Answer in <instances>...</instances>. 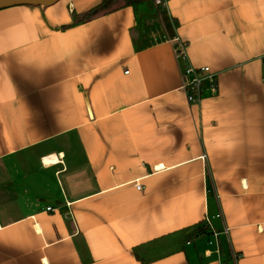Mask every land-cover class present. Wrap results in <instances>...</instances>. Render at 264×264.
<instances>
[{"label":"crops","instance_id":"1","mask_svg":"<svg viewBox=\"0 0 264 264\" xmlns=\"http://www.w3.org/2000/svg\"><path fill=\"white\" fill-rule=\"evenodd\" d=\"M101 1L0 8V264H264V0Z\"/></svg>","mask_w":264,"mask_h":264},{"label":"built area","instance_id":"2","mask_svg":"<svg viewBox=\"0 0 264 264\" xmlns=\"http://www.w3.org/2000/svg\"><path fill=\"white\" fill-rule=\"evenodd\" d=\"M156 6H167L169 0H152ZM180 54H183V48H177ZM207 85L213 94L217 93L218 81L216 75L209 66L196 68L190 64L187 65L184 74L183 87L190 103H198L204 96V87ZM138 188L141 185L138 184ZM206 221L210 223L209 217ZM217 236V234H215Z\"/></svg>","mask_w":264,"mask_h":264},{"label":"trees","instance_id":"3","mask_svg":"<svg viewBox=\"0 0 264 264\" xmlns=\"http://www.w3.org/2000/svg\"><path fill=\"white\" fill-rule=\"evenodd\" d=\"M142 0H102L98 5L94 6L90 11L80 20L81 22L92 19L97 16L99 13H108L113 11L115 8V4L118 2H122L123 6L126 5H136ZM206 228L201 227L200 233H203ZM199 232V231H198Z\"/></svg>","mask_w":264,"mask_h":264},{"label":"water","instance_id":"4","mask_svg":"<svg viewBox=\"0 0 264 264\" xmlns=\"http://www.w3.org/2000/svg\"><path fill=\"white\" fill-rule=\"evenodd\" d=\"M59 0H3V4L0 5V8L17 6V5H30V6H40V7H48Z\"/></svg>","mask_w":264,"mask_h":264},{"label":"snow or ice","instance_id":"5","mask_svg":"<svg viewBox=\"0 0 264 264\" xmlns=\"http://www.w3.org/2000/svg\"><path fill=\"white\" fill-rule=\"evenodd\" d=\"M3 4V0H0V5H2Z\"/></svg>","mask_w":264,"mask_h":264}]
</instances>
